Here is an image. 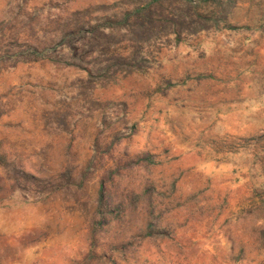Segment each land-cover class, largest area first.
Listing matches in <instances>:
<instances>
[{
  "label": "rangeland",
  "instance_id": "1",
  "mask_svg": "<svg viewBox=\"0 0 264 264\" xmlns=\"http://www.w3.org/2000/svg\"><path fill=\"white\" fill-rule=\"evenodd\" d=\"M139 1L0 0V264H264V0L69 58Z\"/></svg>",
  "mask_w": 264,
  "mask_h": 264
},
{
  "label": "trees",
  "instance_id": "2",
  "mask_svg": "<svg viewBox=\"0 0 264 264\" xmlns=\"http://www.w3.org/2000/svg\"><path fill=\"white\" fill-rule=\"evenodd\" d=\"M231 0H140L122 12L119 21H101L84 25L75 21L74 40L66 39L71 33L63 32L59 42L69 52V58L81 59L79 50L93 53L90 69L102 74L109 68H120L123 63L138 66L144 59L143 45L154 40L164 41L172 36L179 40L183 34L206 29L225 17ZM128 16L133 21H125ZM125 40L126 53L117 51L115 43ZM74 45V48L73 46ZM78 51V52H77ZM120 64V65H119ZM117 65V66H116ZM87 76L91 74L87 70ZM103 75V74H102Z\"/></svg>",
  "mask_w": 264,
  "mask_h": 264
}]
</instances>
